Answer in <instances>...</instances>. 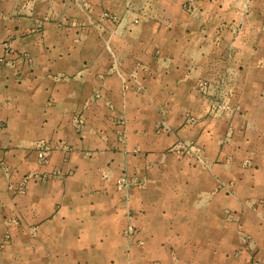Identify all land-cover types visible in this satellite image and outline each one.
Returning a JSON list of instances; mask_svg holds the SVG:
<instances>
[{"label":"crops","instance_id":"crops-1","mask_svg":"<svg viewBox=\"0 0 264 264\" xmlns=\"http://www.w3.org/2000/svg\"><path fill=\"white\" fill-rule=\"evenodd\" d=\"M6 42L0 264L264 262V0H0Z\"/></svg>","mask_w":264,"mask_h":264},{"label":"built area","instance_id":"built-area-1","mask_svg":"<svg viewBox=\"0 0 264 264\" xmlns=\"http://www.w3.org/2000/svg\"><path fill=\"white\" fill-rule=\"evenodd\" d=\"M5 47H6L5 49L6 55L2 57L0 61L5 66L13 67L14 60L11 59L9 56L14 55L15 50L10 42H6ZM19 57L23 58L27 62L28 65H31V59L27 53L21 54L19 55ZM23 79H24L23 76L20 75L19 80L22 81ZM227 109H228L227 104L221 101L211 110V113H213L214 115H223L224 113L227 114L230 111V110L228 111ZM73 123H74V126L76 127V130L79 133H82L86 126V118H85L84 113H78L77 115H75L73 118ZM120 123L121 125H123L124 122L121 121ZM119 140L122 142L126 140V133L124 130H122L119 133ZM61 146L62 148L69 150V146L67 144L62 143ZM35 148L39 151L41 162L43 164L47 163L49 159L51 158L53 148L50 145H48V143H46L45 141H40L39 143H37ZM178 148L185 149L187 154L193 155L198 163L205 164L207 165V168H210L209 166L210 163L208 165L207 162L205 161V158L202 155V149L200 147H196L194 145L180 144ZM50 176L51 175L49 174L42 175L43 178H49ZM35 178H36L35 175L29 174L21 178L20 181L16 184L14 182H10L9 186L11 189H14L15 191H17V193L23 194L26 191L28 182L31 179H35ZM140 185H141V182L136 181L134 177L130 176L128 174L127 169L123 171L120 177V180H119V187L123 189L125 193L128 194L130 190ZM125 235L128 238H135L137 236V229L133 226H128L127 229L125 230ZM9 238L10 236L7 235L6 240ZM252 264H261V262L258 259L254 258L252 260Z\"/></svg>","mask_w":264,"mask_h":264},{"label":"rangeland","instance_id":"rangeland-1","mask_svg":"<svg viewBox=\"0 0 264 264\" xmlns=\"http://www.w3.org/2000/svg\"><path fill=\"white\" fill-rule=\"evenodd\" d=\"M180 146V145H179ZM178 146V147H179ZM178 150L182 153V154H185V155H190V154H187V152H186V150L185 149H182V148H178ZM206 161V160H205ZM207 162V161H206ZM198 163V162H197ZM199 165H201V166H203V167H205V168H207V165H205V164H200V163H198ZM207 164L209 165V162H207ZM210 166V168L212 167V165L210 164L209 165ZM207 169H209V168H207ZM254 258H256V259H258L260 262H261V264H264V262L261 260V259H259L257 256H252V258L250 259V264H252V260L254 259Z\"/></svg>","mask_w":264,"mask_h":264}]
</instances>
